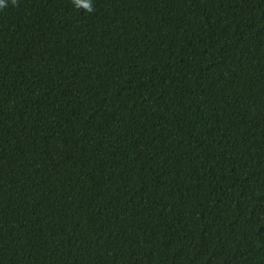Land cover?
<instances>
[{
    "label": "trees",
    "instance_id": "trees-1",
    "mask_svg": "<svg viewBox=\"0 0 264 264\" xmlns=\"http://www.w3.org/2000/svg\"><path fill=\"white\" fill-rule=\"evenodd\" d=\"M0 264H264V0H3Z\"/></svg>",
    "mask_w": 264,
    "mask_h": 264
},
{
    "label": "clouds",
    "instance_id": "clouds-1",
    "mask_svg": "<svg viewBox=\"0 0 264 264\" xmlns=\"http://www.w3.org/2000/svg\"><path fill=\"white\" fill-rule=\"evenodd\" d=\"M3 4V0H0V5H2Z\"/></svg>",
    "mask_w": 264,
    "mask_h": 264
}]
</instances>
